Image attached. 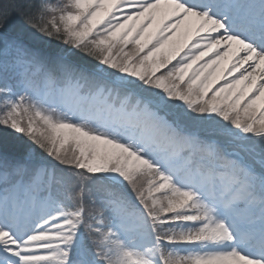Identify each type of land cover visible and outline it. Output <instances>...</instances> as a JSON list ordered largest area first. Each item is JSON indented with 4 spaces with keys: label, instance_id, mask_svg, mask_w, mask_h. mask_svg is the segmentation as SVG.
<instances>
[{
    "label": "snow or ice",
    "instance_id": "1",
    "mask_svg": "<svg viewBox=\"0 0 264 264\" xmlns=\"http://www.w3.org/2000/svg\"><path fill=\"white\" fill-rule=\"evenodd\" d=\"M0 264H264V0H0Z\"/></svg>",
    "mask_w": 264,
    "mask_h": 264
}]
</instances>
